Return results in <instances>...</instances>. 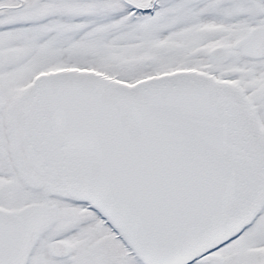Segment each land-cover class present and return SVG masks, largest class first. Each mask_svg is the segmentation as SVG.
Segmentation results:
<instances>
[{"label": "snow or ice", "instance_id": "snow-or-ice-1", "mask_svg": "<svg viewBox=\"0 0 264 264\" xmlns=\"http://www.w3.org/2000/svg\"><path fill=\"white\" fill-rule=\"evenodd\" d=\"M0 264H264V0H0Z\"/></svg>", "mask_w": 264, "mask_h": 264}]
</instances>
